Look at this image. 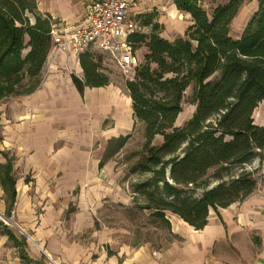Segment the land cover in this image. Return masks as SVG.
I'll use <instances>...</instances> for the list:
<instances>
[{
    "label": "trees",
    "instance_id": "trees-1",
    "mask_svg": "<svg viewBox=\"0 0 264 264\" xmlns=\"http://www.w3.org/2000/svg\"><path fill=\"white\" fill-rule=\"evenodd\" d=\"M171 1L177 11L189 15L191 25L183 37H160L156 22L148 35L130 37L136 50L144 44L147 53L134 68V77L124 83L132 117L143 126L144 138L130 173L137 179L146 176L130 185L129 193L137 209L167 225V214L176 216L198 230L206 224L208 209L227 207L252 193L253 172L244 167L255 159L264 162V127L252 118L264 100V0H257L252 19L236 39L230 36L231 23L250 0H228L210 16L202 0ZM36 10V0H0V101L30 95L40 86L36 79L50 52L51 21ZM154 16L149 14L145 25ZM78 61L83 76L71 80L80 95L85 88L110 84L92 54H82ZM188 88L195 110L177 127ZM157 136L162 142L154 145ZM129 137L111 139L107 148L114 145L116 153ZM211 177L218 183L208 188ZM14 185L11 162L6 160L0 165V186L9 203L6 215L15 200Z\"/></svg>",
    "mask_w": 264,
    "mask_h": 264
},
{
    "label": "crops",
    "instance_id": "crops-1",
    "mask_svg": "<svg viewBox=\"0 0 264 264\" xmlns=\"http://www.w3.org/2000/svg\"><path fill=\"white\" fill-rule=\"evenodd\" d=\"M36 1L38 15L55 18L67 28L81 15L69 0ZM201 3L209 4L210 0ZM153 10L158 13V8ZM183 14L190 26L189 15ZM53 57L62 59L66 67L77 66L79 72L75 74L82 78L79 56L67 51L49 53L48 60L52 58L49 67L56 71L59 66ZM70 74L57 71L48 74L32 94L0 101V165L10 160L15 181L16 194L10 213L22 230L33 233V239L26 237L29 243L44 252L35 256L22 254L24 260L17 255H0L5 264H48L43 256L52 264H264V162L257 164L252 193L227 207L208 209L203 228L196 230L176 216L166 217L171 240L159 251L145 248L112 252L102 239L103 233H96L97 245L88 240L82 243L74 240L71 235L77 232L72 228L74 216L62 218L65 210L70 213L67 205L73 202V189L81 183L94 182L95 177L98 180L114 176L111 160H103L99 168L102 159L87 160L82 146L88 144L91 129L102 134L106 145L111 139L125 136L132 125L122 113L125 108L124 112L132 116V110L129 96L122 100L117 88L111 85L85 88L80 95ZM188 90L191 89L185 93ZM108 118L112 123L101 130ZM258 126L264 127V116L263 124ZM24 153L28 155L25 161ZM81 197L79 193L75 198L77 213L85 214L88 210ZM8 206L0 186V211H7ZM11 237L13 240L8 236L18 248L20 243Z\"/></svg>",
    "mask_w": 264,
    "mask_h": 264
},
{
    "label": "rangeland",
    "instance_id": "rangeland-1",
    "mask_svg": "<svg viewBox=\"0 0 264 264\" xmlns=\"http://www.w3.org/2000/svg\"><path fill=\"white\" fill-rule=\"evenodd\" d=\"M89 1L90 0H69V2H72L73 6H76L78 15L81 14L84 5ZM227 2L228 0H217L214 3H205L204 5L201 3V7L206 11L207 15L210 16L216 6L224 5ZM156 8H158V13L153 10ZM256 8L257 0H250L240 8L230 26V36L232 38L236 39L240 36L245 26L252 19ZM134 11L135 14H137L138 21L143 25V33L145 35L149 34L151 24L155 22L160 25V29L158 30L160 32L159 36L168 41L183 37L188 27V17L184 16L183 13L177 12L174 7L171 6L169 0H135ZM149 14H154L155 16L150 24L145 25ZM29 21L30 23H33L31 16H29ZM26 43L27 37L25 36L23 44L26 45ZM27 51L28 48L25 47L22 51L23 55ZM146 53L147 49L145 45L140 44L137 48V55L139 56L141 64L144 62V55ZM48 55L42 70L36 79L40 84L45 80L48 74L55 73L56 71L62 73L71 72V77L80 76V74H75L77 71L79 72L77 66L76 69H73L70 66L66 67L60 58L56 60L53 57V60L55 59V62H58L56 64L59 68L56 71L51 70L49 65L52 64V58L48 60ZM92 58L97 63L100 71L108 76L110 80L109 85L117 88L119 97L122 100H125L128 94L125 90L124 83L134 77L135 71L133 70L127 74L121 72L108 57L98 52L92 53ZM152 68H154V66H152ZM191 93L192 91L188 90V92L184 94V97H182V112L179 114L175 122V126L177 127L183 126L191 118L195 110V106L190 104ZM125 110L126 109L124 108V111ZM124 111L122 115L127 117L129 126L132 125V128L129 127L126 130L125 136L130 135V137L125 142L124 146L116 151V153L114 145L107 148L103 136L98 130L94 132L91 129L88 137V144L82 146L83 151L86 152V158L89 161L96 158L111 160L114 165L113 178H98L97 180L95 177L93 178L94 182L81 183L80 187L74 188L72 191L73 202L67 205L70 213H67V210H65L62 218L68 219V217L74 216L72 228H75L77 232L76 234L71 235L74 237V240L81 243L88 240L90 243L94 242L95 245H97L99 239L96 236V233H103L102 239L105 241L106 247L112 252H130L145 248L159 251L169 240H171L169 231L170 226L163 220L152 217L149 211L139 210L132 204L129 193L130 185L137 180L142 181L146 178V176H142L137 179L135 175L130 173L132 163L138 157V152L144 143L143 126L140 123L135 122L133 117L129 114L127 115ZM263 116L264 100L256 106L252 113L253 123L256 125H262ZM92 120L93 118H91L90 125H92ZM109 123H112L111 118L105 120L101 130L109 128ZM1 135L0 124V145L2 144ZM161 142L162 138L157 136L155 137L153 144L159 145ZM27 157L28 155L26 153L22 154V159L24 161ZM257 164L258 160L255 159L248 166L244 167L245 171L253 172L254 179L258 170ZM233 172L237 173L238 170H233ZM211 174L212 171L209 172V176ZM217 183L218 181L212 177L209 178L208 188L214 187ZM79 193L82 194V205L87 207L88 210L87 212L85 211V214L77 213L75 198ZM200 194V190L196 192L197 196ZM126 196L129 198H126ZM5 213L6 211H0V214H2L0 216V223L3 225V227H0V255L5 257L17 255L20 260H24L22 254L27 255L28 253L31 256L43 255L41 250L34 248L26 238L27 236L33 238V233L26 229L23 230L24 232H20L17 227L19 226L21 228L18 221L11 213H9V215H6ZM166 217L170 218V215L167 214ZM2 220H4L5 223H3ZM87 223L90 225L89 228H87ZM7 232L20 243L18 248H15L10 238H8ZM43 257L46 263L52 264L46 256Z\"/></svg>",
    "mask_w": 264,
    "mask_h": 264
},
{
    "label": "built area",
    "instance_id": "built-area-1",
    "mask_svg": "<svg viewBox=\"0 0 264 264\" xmlns=\"http://www.w3.org/2000/svg\"><path fill=\"white\" fill-rule=\"evenodd\" d=\"M134 1L90 0L71 28L50 18V53L67 51L80 56L98 52L108 57L121 72L133 71L140 59L130 37L143 34V25L133 10ZM2 222L5 223L4 220ZM5 262L0 256V264Z\"/></svg>",
    "mask_w": 264,
    "mask_h": 264
},
{
    "label": "bare ground",
    "instance_id": "bare-ground-1",
    "mask_svg": "<svg viewBox=\"0 0 264 264\" xmlns=\"http://www.w3.org/2000/svg\"><path fill=\"white\" fill-rule=\"evenodd\" d=\"M29 239V238H28ZM33 239V238H32ZM31 241V240H30ZM37 246V245H36Z\"/></svg>",
    "mask_w": 264,
    "mask_h": 264
}]
</instances>
